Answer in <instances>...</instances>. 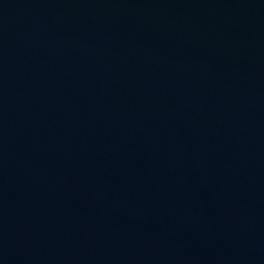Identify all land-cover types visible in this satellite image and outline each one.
Masks as SVG:
<instances>
[{
  "label": "water",
  "instance_id": "obj_1",
  "mask_svg": "<svg viewBox=\"0 0 264 264\" xmlns=\"http://www.w3.org/2000/svg\"><path fill=\"white\" fill-rule=\"evenodd\" d=\"M0 264H264V0H0Z\"/></svg>",
  "mask_w": 264,
  "mask_h": 264
}]
</instances>
